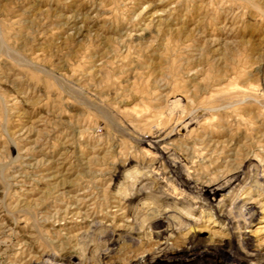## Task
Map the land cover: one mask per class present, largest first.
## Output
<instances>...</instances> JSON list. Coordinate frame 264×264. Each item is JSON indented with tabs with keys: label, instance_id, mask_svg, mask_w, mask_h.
Here are the masks:
<instances>
[{
	"label": "rangeland",
	"instance_id": "374dc122",
	"mask_svg": "<svg viewBox=\"0 0 264 264\" xmlns=\"http://www.w3.org/2000/svg\"><path fill=\"white\" fill-rule=\"evenodd\" d=\"M179 194L183 231L135 220ZM191 225L264 264V0H0V264H146Z\"/></svg>",
	"mask_w": 264,
	"mask_h": 264
},
{
	"label": "bare ground",
	"instance_id": "6f19581e",
	"mask_svg": "<svg viewBox=\"0 0 264 264\" xmlns=\"http://www.w3.org/2000/svg\"><path fill=\"white\" fill-rule=\"evenodd\" d=\"M238 180H239V177H236V176L233 177L230 180L231 186L234 185ZM182 181L186 182V179L184 178V179H182ZM199 189L201 190V192L203 194L208 195L210 197H214L223 191L222 187H217V188H212V189L200 187ZM125 190H126V188H123L122 191H120V192H126ZM169 190H171V189H169ZM181 194H179L180 196H177L178 198L176 197L177 201L174 203V205H170V207L172 209L170 208V209H167L165 211L164 210L162 211V205H160L161 207L158 206L157 208L154 209L152 214H148L145 217H141V214L144 215V213H142V211H140L138 214H136L135 220L139 224L144 226L145 228L146 227L147 228H153V229H156L158 231H162V233L163 234L165 233V235H167L168 237H172L175 233L181 232V230L183 231L185 229L184 227H186L184 225V221H188L187 218L190 217V215L197 213L196 210L198 208H194L192 210L189 209L188 212L182 211L183 214H179L177 212V209H178L177 205L179 204L180 201L182 202L183 197L181 196ZM124 195H125V197H127L129 194H124ZM183 195L186 196L185 194H183ZM127 198H129V196ZM254 203H256V201H254ZM174 221H179V223L177 225H175L176 227H178V226L180 227L179 230L177 229L175 231H172L173 229H171V228H172V224L174 223ZM164 228H166V229H164ZM190 228H193V229L190 230V232H188L186 234L189 235L188 238H190V237L193 238L196 236L197 233H199V229L197 228L196 225H191ZM247 232L251 233L252 231L249 230ZM247 235H248V233H247ZM105 238L111 239L113 237H112V235H110V236H107ZM185 248L188 249V253L178 251V250H171L170 252H166V253H164V255H161L162 253L159 252V256L156 257L155 260L153 259L151 261H148L146 264H245L244 261H241V260L233 261L234 260V259H232L233 255H230L232 252L229 254V252L226 253L223 251V252L219 253V255H218V256H220L219 258H218V256H212V254H210V253L207 255L204 254V256L199 255L196 252L198 249V245H196L194 239H191L190 245L188 247H185ZM200 251H202V250H200ZM168 253H170L169 257H167L169 255ZM200 253H202V252H200ZM165 255H167L166 259L164 258Z\"/></svg>",
	"mask_w": 264,
	"mask_h": 264
}]
</instances>
